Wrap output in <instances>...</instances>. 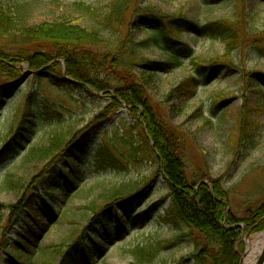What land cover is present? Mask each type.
Instances as JSON below:
<instances>
[{
  "label": "rangeland",
  "instance_id": "1",
  "mask_svg": "<svg viewBox=\"0 0 264 264\" xmlns=\"http://www.w3.org/2000/svg\"><path fill=\"white\" fill-rule=\"evenodd\" d=\"M18 1L28 5V12L23 17L24 24L28 26L68 22L90 28L93 25L92 14L81 5L102 10L115 0ZM136 2L138 7L149 5L167 14L182 13L201 24L226 20L237 23L236 29L243 38V50L235 51L231 57L225 54L226 46L221 40L195 35L183 37L184 42L195 51L196 59L222 61L218 65L221 69H213L207 79H201L204 83L187 102L182 103L177 94H171L185 78L195 73L188 60H184L180 69L162 75L160 83L155 81L148 86L156 108L167 117L183 142L190 179L193 180L200 168L205 169L207 163L210 176L222 179L224 188L230 191L227 202L229 210L240 219L249 217L250 210L264 206V49L263 53L250 49L254 46L262 48L264 43L258 42L260 36L247 35L251 26L255 32L264 29V0H135L133 9ZM131 13H128V17ZM142 14H146V11ZM141 20L137 18L135 21L140 23ZM132 30L142 39L148 35L136 28ZM145 56L158 62L167 60V55L160 50H149ZM228 58L232 59L231 63ZM61 62L65 69L62 59ZM22 67L28 71L27 64ZM36 76L39 75L29 76L28 80L13 89L0 114L1 149L3 142L14 138L10 136L12 127L16 132V127L22 125L23 114L29 109L27 100L31 98L28 111L31 117L26 122L30 128L33 124L31 139L18 153L14 151L9 154L7 161L0 165V235L5 234L7 239L21 238L17 232L19 225L9 220L5 208L27 199L31 193L37 198L34 210L40 216L29 239H32L31 249L39 253L30 256L32 263H29V258L20 263L60 264L56 252L61 248L66 251L69 246L71 248L78 244L70 256V259L77 256L78 264H133L130 251L134 247L147 241L174 243L177 234L163 219L165 208L170 203V190L157 171L158 165L133 157L130 149L123 146L129 136L139 139L140 129L145 132L146 127L137 128L136 122L124 108H112L109 116L113 114V119L94 126L92 123L96 115L102 113L110 103V99L105 98L106 93H94L96 97L92 98L94 96L82 94L75 87H70L68 91L55 88L45 81L35 80ZM145 77L149 79V76ZM246 100L255 107L252 120L257 131L252 140L239 131L236 122V116ZM57 116H61L62 123L57 121ZM89 127L91 139L84 149L87 158L80 162L81 173L86 174L85 180L76 189L78 192L69 194L64 208L60 207L64 203L61 198L58 204H52L55 216L50 218V204L38 195L36 185L43 176L42 169L45 172L46 166L49 163L53 165L55 161L32 157V150L44 148L58 134H62L65 141H73ZM103 143L114 153L115 149L119 151L122 166L100 174H89L87 172L94 170L90 162L97 156ZM84 150H76L72 158L77 159V153ZM9 152L10 145L9 150L1 153L0 162ZM61 165L66 169L69 167L66 161ZM58 171L61 178L64 173ZM152 178L153 183L148 191L140 193L142 188H137V183ZM127 185L136 186L138 196L129 201L114 200V203H110L109 196ZM210 187L213 188L212 185ZM150 209L151 213L148 214ZM62 213L63 216H60ZM261 234H264V228L254 234H247L243 229L244 248L241 255L247 248L243 238H252L255 242ZM11 244L13 241L9 240L0 249V264L11 261L7 251ZM192 249V244L187 241L170 246L151 264H194Z\"/></svg>",
  "mask_w": 264,
  "mask_h": 264
},
{
  "label": "trees",
  "instance_id": "2",
  "mask_svg": "<svg viewBox=\"0 0 264 264\" xmlns=\"http://www.w3.org/2000/svg\"><path fill=\"white\" fill-rule=\"evenodd\" d=\"M134 2L135 0H115L102 10L81 5L93 17V25L83 28L68 22L28 26L23 22V17L28 12L27 4L18 0H0V114L6 98L12 96L13 89L28 80L29 76L26 75L27 70L22 67L23 64H27L28 70L32 72L30 77L38 74L35 80L45 81L55 88L68 91L70 87H75L82 94L94 96L92 98L96 97L94 93H106L105 98L110 99V103L102 113L96 115L92 125L109 121L113 115L109 116L112 108H124L136 122L137 128L146 127L145 132L140 129L139 139L129 136L124 140L123 146L130 149L133 157L158 165L157 171L170 190V203L165 208L163 219L177 234L172 244L147 241L134 247L130 251L133 264H151L165 249L186 241L192 244L191 257L194 264H240L241 250L244 248L243 229L247 234L263 230L264 206L255 211L250 210L247 218H238L229 210L227 204L230 191L224 188L222 179H213L210 176L207 163L205 169L200 168L193 180L190 179L184 160L183 142L167 121V117L156 108L148 86L155 81L160 83L162 75L180 69L184 60H188L195 75L185 78L171 94H177L180 102H187L204 83L201 79H207L213 69H221L218 65L222 61L196 59L195 51L184 42L183 37L195 35L214 41L221 40L226 46L225 54L231 57L235 51L243 50V38L236 29L237 23L226 20L201 24L182 13L167 14L149 5L138 7L137 2L133 9ZM130 11L132 13L128 17ZM143 11L146 14L141 15ZM137 18H142L140 23L135 21ZM251 27L247 37L260 36L258 42L264 43V29L255 32ZM133 28L141 31L140 33H148L147 37H138ZM252 48L263 53L264 45L259 49L255 46L250 49ZM149 50L162 51L167 55V60L158 62L148 59L145 52ZM228 62L231 63L232 59L228 58ZM145 76H149V79ZM27 101L29 109L23 114L22 125L16 127V132L12 127L10 136L14 138L12 141L3 142L0 149L1 155L3 150H9L10 145V152L0 165L7 161L9 154L14 151L18 153L31 139L33 124L31 123V128L26 126L28 118L31 117L28 114L31 98L28 97ZM253 107L246 100L236 116L239 131L244 132L248 140H252L257 131L252 120L255 114ZM56 119L62 123L61 116ZM90 128L73 141H65L64 136L58 134L44 148L32 150V157L55 161L53 165L49 163L46 166L45 172L42 169L43 176L36 185L38 195L50 204V218L55 216L52 204H58L61 198L64 203L60 207L64 208L69 194L78 192L76 189L85 180L86 174L81 173L80 162L87 158L84 149L91 139ZM110 145L113 146L112 143ZM76 150H84L77 153V159L72 158ZM111 154L115 156L112 157ZM118 154L117 149L114 153L103 143L97 156L90 162V167L94 170L87 173L100 174L117 168L118 165L122 166L119 163L121 156ZM64 161L69 163L68 169L62 167ZM58 170L64 173L63 178L58 177ZM152 183L153 178L146 179L138 182L137 188H142L139 189L140 193L147 192ZM137 190L134 185L123 186L109 196L110 203L129 201L138 196ZM36 203V195L31 193L27 199H21L17 204L5 208L9 220L19 225L20 230L17 232L21 236L19 239H7L1 233L0 249L9 240L13 241L7 250L11 260L7 264H21L25 258H29V263H32V257L39 253L31 249L32 239H29L36 219L40 216L34 210ZM150 213L151 209L148 211ZM77 246L78 244L71 248L69 246L66 251L61 248L56 252L59 263L78 264L77 256L70 259Z\"/></svg>",
  "mask_w": 264,
  "mask_h": 264
},
{
  "label": "bare ground",
  "instance_id": "3",
  "mask_svg": "<svg viewBox=\"0 0 264 264\" xmlns=\"http://www.w3.org/2000/svg\"><path fill=\"white\" fill-rule=\"evenodd\" d=\"M250 246L252 248H257V250L260 252V250L264 246V234H261L258 237V240L255 241L254 243H251ZM258 255L259 253L257 254V252H254L253 254H251L247 259V264H264V255L263 256H258Z\"/></svg>",
  "mask_w": 264,
  "mask_h": 264
},
{
  "label": "water",
  "instance_id": "4",
  "mask_svg": "<svg viewBox=\"0 0 264 264\" xmlns=\"http://www.w3.org/2000/svg\"><path fill=\"white\" fill-rule=\"evenodd\" d=\"M26 75L27 76H30V75H32V72H30V71H27V73H26ZM242 228H243V226H241ZM243 241H245V243H246V251L242 254V256H241V261H240V264H247V259H248V257L251 255V254H253L254 252H257V254L259 253V255L258 256H263L264 255V246L262 247V249L260 250V252L257 250V248H252L250 245H251V243H254V240L252 239V238H250V239H247V240H245L244 238H243ZM256 250V251H255ZM254 251V252H253Z\"/></svg>",
  "mask_w": 264,
  "mask_h": 264
}]
</instances>
